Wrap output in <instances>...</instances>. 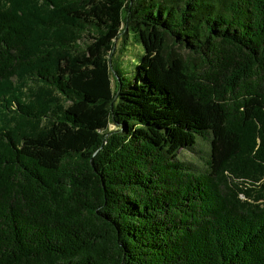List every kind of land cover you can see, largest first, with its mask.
I'll use <instances>...</instances> for the list:
<instances>
[{"label":"trees","instance_id":"obj_1","mask_svg":"<svg viewBox=\"0 0 264 264\" xmlns=\"http://www.w3.org/2000/svg\"><path fill=\"white\" fill-rule=\"evenodd\" d=\"M0 264H264V0H0Z\"/></svg>","mask_w":264,"mask_h":264},{"label":"rangeland","instance_id":"obj_2","mask_svg":"<svg viewBox=\"0 0 264 264\" xmlns=\"http://www.w3.org/2000/svg\"><path fill=\"white\" fill-rule=\"evenodd\" d=\"M141 53V47L132 40L128 41L125 48H122L120 44L117 45L114 66L121 76L127 79L133 78V68ZM200 155L204 156V153Z\"/></svg>","mask_w":264,"mask_h":264}]
</instances>
